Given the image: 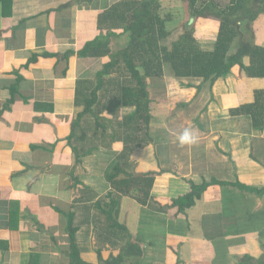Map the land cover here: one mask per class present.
I'll return each instance as SVG.
<instances>
[{"label": "crops", "instance_id": "0c3cea01", "mask_svg": "<svg viewBox=\"0 0 264 264\" xmlns=\"http://www.w3.org/2000/svg\"><path fill=\"white\" fill-rule=\"evenodd\" d=\"M118 1L0 0V264H69L63 233L64 214L71 211L84 261L99 264L98 249L107 260L126 245L123 231L120 242L106 228L97 204L108 201L111 184L105 171L96 173L97 155H119L124 145L113 143L111 151L100 147L76 163L75 141H68L83 111L77 88L95 89L102 61L80 57L79 50L107 31L99 26V15ZM161 3V15L183 6ZM176 17L169 32L182 29L169 27L186 19ZM246 25L245 38L264 47V14ZM218 29L213 18L196 22L194 35L203 50L215 49ZM127 42L121 35L111 48L123 49ZM173 78L165 73L152 80L153 141L135 149L129 160L130 172L158 173L147 204L121 199L118 220L144 252L142 260L129 264H264V191L238 187L264 188V129H255L249 116L231 113L255 101L264 78H251L238 67L214 83ZM91 79L94 84L84 82ZM158 91L166 98H155ZM186 130L193 142L181 144ZM213 180L231 186L210 185L185 212L172 206L192 183Z\"/></svg>", "mask_w": 264, "mask_h": 264}, {"label": "trees", "instance_id": "16d2710c", "mask_svg": "<svg viewBox=\"0 0 264 264\" xmlns=\"http://www.w3.org/2000/svg\"><path fill=\"white\" fill-rule=\"evenodd\" d=\"M2 1L11 4V0ZM174 1L183 3L189 19L198 21L213 18L219 22L214 50L205 51L200 47L194 35L195 25L189 29L184 26L185 33L172 43H167L174 34L167 30L168 23L173 20V13L168 11L165 15L160 14L163 10L162 0H130L113 5L109 11L99 15V26L107 31L86 42L79 50L80 57L102 59L103 62L94 78L95 89L89 88L84 92L81 85L77 88V102L81 103L83 111L78 114L68 137L69 143L75 141L76 146H72V149L76 163L80 162V157L84 158L99 150L100 146L111 148V144L119 140L114 132L110 136L112 143H104L108 128L114 127V119L119 120L118 125L124 134L121 140L125 144L123 151L114 159L111 171L106 174L111 184V190L105 196L108 201L97 205L107 220V230L114 231V237L120 242L123 231L127 242L119 255L112 253L107 260L103 259L98 249L99 264H129L139 260L144 253L140 242L128 236L127 227L118 219L122 197H132L142 205L151 199V190L158 173L130 172L132 164L129 160L135 149L152 144L150 131L156 108L153 106L150 87L152 80L163 78L165 65L170 66V75L177 79H201L214 83L232 74L235 67L251 78H264V47L245 38L246 24L264 14V0H230L227 6L214 0ZM121 35H127L126 47L112 50L111 41ZM247 58L250 60L248 66L244 63ZM84 82L94 84L91 83L92 79ZM124 109L132 111L119 118ZM231 113L233 116H249L253 127L263 130L264 91L256 92L253 103L233 109ZM91 141L98 145L88 147ZM212 184L231 186L216 180L192 183L191 191L172 200V206L178 207L179 212H185L196 204ZM238 187L259 194L264 191V188L259 190L241 184ZM64 215L67 222L63 236L67 239L69 264H91L82 258L77 237L79 229L74 226V211ZM106 237L103 235V239Z\"/></svg>", "mask_w": 264, "mask_h": 264}, {"label": "rangeland", "instance_id": "374dc122", "mask_svg": "<svg viewBox=\"0 0 264 264\" xmlns=\"http://www.w3.org/2000/svg\"><path fill=\"white\" fill-rule=\"evenodd\" d=\"M126 1H130V0H119L118 2H116L115 4H117V3H120V2H126ZM181 8V10H178V8L176 7V14L174 13V10L172 11V13H173V19H176L177 17V13H178V15H181V16H183V19H185V16H186V19H185V21L180 25V26H177V25H175V23L174 24H170L169 25V27L171 28V30H173L174 28H182L181 29V31H179L178 33H175V31H174V34L172 35V37L168 40V42L167 43H172L173 41H175L176 39H178V37L180 36V35H182V34H184L185 32H184V28L185 27H183V25L184 26H187V29H189V27H191V26H193V25H196V22H197V20H194L191 24L189 23V25H188V20H189V14H187L186 12H185V7H180ZM111 9V8H110ZM105 12H107V10L105 11ZM186 29V28H185ZM177 31V30H176ZM121 47H125V46H117V48H121ZM166 67H165V69L164 70H166L167 72H166V74H170L171 73V71H170V66L169 65H165ZM174 79V78H173ZM176 79V78H175ZM174 79V80H175ZM178 82H180V80H178V79H176ZM185 80V82H189V79H184ZM184 82V83H185ZM181 83V82H180ZM185 84H187V83H185ZM185 84H183V85H185ZM182 86V85H181ZM153 89V90H152ZM150 90L151 91H153V92H155L154 91V88L152 87H150ZM167 90V89H166ZM159 92V94H157L156 93V95H154V97L155 98H157V99H164V98H166V94L165 93H163V92H160V91H158ZM154 94V93H153ZM100 96V95H99ZM103 102V101H102ZM171 110H173V109H171ZM163 111V113H165V110L163 109L162 110ZM174 112V111H173ZM166 117H168V114L170 113V111H169V109L168 110H166ZM124 115V113H123V111L120 113V115H119V118H121L122 116ZM118 121L119 120H116V119H114V121L113 122H115L113 125H114V127H110V128H108V130H107V132H106V134H105V136H106V139L104 140V143H106V144H111L112 142V140H111V134H113L114 132L116 133L115 135L117 136V137H119V140L118 141H114L113 143H122L123 145H125L124 144V142H122V138H123V136H124V134H123V131L121 130V128H120V126L118 125ZM181 124L179 123V126H180ZM93 127H94V124L92 125ZM100 131H102V130H100ZM91 134H92V131H91ZM102 135V134H101ZM111 142V143H110ZM113 143L111 144V148L110 147H107L108 149H110V151L112 150V145H113ZM92 145H98V143L97 142H93V141H91L90 143H88V147L89 146H92ZM99 145H103V144H99ZM100 147H103V146H100ZM165 150V148L163 147L162 148V150H161V152H163ZM122 152V151H121ZM108 154V156L106 155V153L103 151L100 155H97V157H96V162H98L99 163V165H100V167H98V169H97V171H96V173L97 174H99V175H101L104 171V176H105V178H106V174L108 173V172H110L111 171V169H112V165H113V161H114V159H116L117 157H118V152H111V153H107ZM112 154V155H111ZM109 156H111L110 158H109ZM143 258L142 257H140V260H142Z\"/></svg>", "mask_w": 264, "mask_h": 264}, {"label": "clouds", "instance_id": "9594fccd", "mask_svg": "<svg viewBox=\"0 0 264 264\" xmlns=\"http://www.w3.org/2000/svg\"><path fill=\"white\" fill-rule=\"evenodd\" d=\"M193 139L194 138L192 137L191 133L188 130H186L183 133V135H181L180 142H181V144L191 143V142H193Z\"/></svg>", "mask_w": 264, "mask_h": 264}, {"label": "water", "instance_id": "95a60500", "mask_svg": "<svg viewBox=\"0 0 264 264\" xmlns=\"http://www.w3.org/2000/svg\"><path fill=\"white\" fill-rule=\"evenodd\" d=\"M193 21H194V18H191V19H190V24H191Z\"/></svg>", "mask_w": 264, "mask_h": 264}]
</instances>
